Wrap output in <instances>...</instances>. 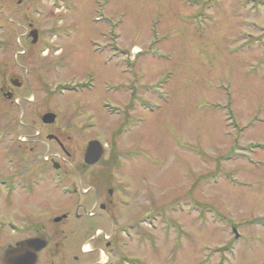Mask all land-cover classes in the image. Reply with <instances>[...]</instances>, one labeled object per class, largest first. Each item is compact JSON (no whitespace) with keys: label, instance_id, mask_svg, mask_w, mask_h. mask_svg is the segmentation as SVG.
<instances>
[{"label":"rangeland","instance_id":"1","mask_svg":"<svg viewBox=\"0 0 264 264\" xmlns=\"http://www.w3.org/2000/svg\"><path fill=\"white\" fill-rule=\"evenodd\" d=\"M0 25V42L10 41L0 53V87L12 96L0 93V178L49 171L44 157L63 150L45 135L63 132L75 160L62 186L81 184L83 190L66 196L54 181L39 182L32 199L11 198L18 199L15 206L1 196L0 216L44 223L47 235L57 229L49 223L53 217L70 214L58 226L57 243L81 264L82 256L91 264L100 260L110 241L100 229L110 233L125 223L136 227L134 239L124 241L132 264H206L212 256L225 264H264V0H0ZM31 28L40 33L36 45ZM132 48L143 51V82L156 84L160 98L155 114L145 113L142 124L115 144L127 161L120 177L123 224L115 226L96 215L94 195L85 193L92 180L108 195V166L91 167V176L71 168L81 163L83 145L94 134L111 144L121 119L99 102L128 106L127 95L115 91L126 78L116 64ZM18 80L32 87L19 92ZM30 94L38 104L25 101ZM17 96L20 105L12 102ZM230 107L244 128L243 162L219 160L235 137L226 127ZM50 110L59 114L58 126L44 127L37 117ZM79 196L82 218L72 206ZM91 211L96 216H88ZM21 237L0 231V255L6 242Z\"/></svg>","mask_w":264,"mask_h":264},{"label":"flooded vegetation","instance_id":"2","mask_svg":"<svg viewBox=\"0 0 264 264\" xmlns=\"http://www.w3.org/2000/svg\"><path fill=\"white\" fill-rule=\"evenodd\" d=\"M26 51V50H23ZM24 53V52H23ZM30 53H28L29 55ZM31 57L28 56V60H30ZM131 70H133L134 72L137 71V74H139L140 69L138 66H131L130 68ZM13 84L15 85L14 88H18L19 90L21 89H25L27 87L26 82H21L20 80L13 82ZM6 86H1L0 87V92L3 95H7V89L5 88ZM128 99H129V103L128 106H131L133 103L139 104L141 103V101L144 100V94H143V90L142 88H140L139 84L136 83H129L127 84V92L126 94ZM16 98V97H15ZM12 100V99H11ZM14 100V97H13ZM55 138L51 139V142H53L55 144V147L57 146L58 148H62V144H61V140H62V135L61 134H57L54 135ZM64 150V148H63ZM58 155L56 156V160H58L57 163L58 168L56 169L57 172H61L62 174H66L68 175V163L70 164V161L75 160V158L72 157V155L69 152H63V153H57ZM66 156V157H65ZM67 158V159H66ZM55 159L51 158L49 159V161L53 162L56 161ZM79 161H81L80 164H72L73 168L75 172H77V174L80 176L79 173L84 174L85 176H91L90 175V170L91 167L93 166H87L84 163V155L81 157L79 156ZM56 165V164H55ZM96 165H107L108 166V172H107V179L108 182L110 183L111 187L108 189V195L104 193V191L100 188H98V186L96 184H94L92 182V180H88V184H91V186L89 187V189L87 190L88 192H85L88 195H94L91 196L94 199V205H93V209L96 211L98 210V213L96 214L97 216L100 217H105L107 219H110L112 222H115L118 219V215L119 213L112 214V210L116 209L117 206V201L119 200L120 197H118V185H119V178L121 176H124L125 174V169H123L120 164L118 163V157L115 154L109 153L106 156H104ZM94 165V166H96ZM54 166V164H53ZM22 176V175H21ZM24 178V180L26 181V183H29V178H26L25 176H22ZM99 179V178H98ZM103 181L105 180V178H101ZM81 183L83 184V182L81 181ZM73 187L75 188V191L78 193L79 191H83L82 189V185L75 186L73 185ZM20 196L26 197L23 198L24 200L28 201L29 196H27V190H22L17 192L14 196V199H16L17 197L20 198ZM8 197V196H6ZM102 197V199H101ZM18 201L17 200H8V203L10 206H15L14 204ZM107 211V213L105 212ZM95 215V216H96ZM70 217V214H67V218ZM78 218H80L79 215H77ZM16 218V217H15ZM66 218V219H67ZM102 234V233H101ZM109 234V236H108ZM94 235H96L94 233ZM103 236L105 237L104 239L108 240L110 237V241H105L104 242V250L100 253L99 259L98 261L94 262V264H107V259L108 262L110 260H112V258L114 259H118L119 256L122 255L123 251L117 248V242H118V238L120 236V233H118V231H116L115 229L110 231V233H103ZM24 239V238H23ZM48 239V238H47ZM55 239V238H54ZM22 240V239H21ZM58 239L54 240V246L51 247V244L49 246V248L44 251L40 258H39V264H81L79 262L80 258L78 256H76L75 254H72L70 252V250H65L61 244L57 243ZM49 241V239H48ZM18 241H13L10 240L7 243V246H12L15 245ZM51 247V249H50ZM91 250V249H90ZM88 250V251H90ZM57 251L58 254L53 255V252ZM87 252L84 251V255H86ZM81 259H83L82 264H91L88 263L85 260V256H82Z\"/></svg>","mask_w":264,"mask_h":264},{"label":"water","instance_id":"3","mask_svg":"<svg viewBox=\"0 0 264 264\" xmlns=\"http://www.w3.org/2000/svg\"><path fill=\"white\" fill-rule=\"evenodd\" d=\"M33 35H35L33 33ZM44 122L46 124L53 123L55 120V116L52 114L46 115L44 117ZM102 147L97 142H92L88 148V154L86 157V161L88 164H93L98 156L102 153ZM20 249L18 250H10L6 254V257L3 260L4 264H36L35 257H37V251L40 250L45 243L40 240H28L20 243Z\"/></svg>","mask_w":264,"mask_h":264},{"label":"bare ground","instance_id":"4","mask_svg":"<svg viewBox=\"0 0 264 264\" xmlns=\"http://www.w3.org/2000/svg\"><path fill=\"white\" fill-rule=\"evenodd\" d=\"M136 49H137V48H136ZM154 114H155V113H154ZM134 131H135V129L132 130V132H134ZM128 134H129V133H128ZM125 136H126V135H125ZM85 146H86V145H84V147H85ZM240 169H241V170H247L244 166H241ZM32 195H35V193L32 194Z\"/></svg>","mask_w":264,"mask_h":264}]
</instances>
